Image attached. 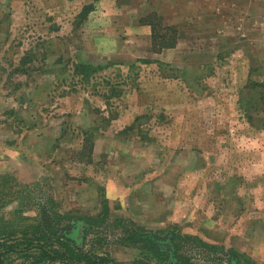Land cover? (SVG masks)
<instances>
[{
  "label": "rangeland",
  "instance_id": "obj_1",
  "mask_svg": "<svg viewBox=\"0 0 264 264\" xmlns=\"http://www.w3.org/2000/svg\"><path fill=\"white\" fill-rule=\"evenodd\" d=\"M152 12L176 47L153 52ZM7 222L124 264H170L171 234L183 264H263L242 228L264 223V0H0Z\"/></svg>",
  "mask_w": 264,
  "mask_h": 264
},
{
  "label": "trees",
  "instance_id": "obj_2",
  "mask_svg": "<svg viewBox=\"0 0 264 264\" xmlns=\"http://www.w3.org/2000/svg\"><path fill=\"white\" fill-rule=\"evenodd\" d=\"M93 5H86L84 8V17L93 10ZM140 24L150 25L152 29V48L155 52H161L165 48L176 47L180 38L177 26L166 24L162 15L152 12L139 21ZM149 62V61H143ZM105 65H88L78 63L76 72L83 75L84 80H91L92 75L98 71L105 69ZM78 226V225H77ZM10 224L7 222L5 226H1L0 231V264H11V257L17 254L22 260L21 264H124L117 262L108 255H101L86 251L79 246H71L70 241L76 235L66 231L65 234L57 235V228L54 224H30L23 230L9 229ZM127 233V232H126ZM133 233V232H132ZM136 234V235H135ZM178 238H182L181 234H177ZM136 236V237H135ZM187 237H193L186 235ZM131 243L137 245L141 242L151 243L155 248H162V238L156 233L144 232L143 234L133 233L129 236ZM127 239V238H124ZM176 236L171 234L170 240L173 243V250H169L170 264H183L185 259L180 252L179 242H175ZM233 251V249H232ZM235 251V250H234ZM239 255H244L238 253ZM237 254V255H238ZM248 264H258L249 256ZM239 258H234L232 264H240ZM133 264H144L143 261H135Z\"/></svg>",
  "mask_w": 264,
  "mask_h": 264
},
{
  "label": "crops",
  "instance_id": "obj_3",
  "mask_svg": "<svg viewBox=\"0 0 264 264\" xmlns=\"http://www.w3.org/2000/svg\"><path fill=\"white\" fill-rule=\"evenodd\" d=\"M146 26H147L146 24L145 25L140 24L141 28H147ZM137 29H139V27H137ZM151 33H152V29H151ZM165 49H169V48H165ZM165 49H163L161 52H164ZM252 227L253 226L250 225L249 226L244 225L242 228V243H243L242 248L248 253H250L260 263L264 264V223L262 222L261 225L258 227V229L253 228V230H251Z\"/></svg>",
  "mask_w": 264,
  "mask_h": 264
},
{
  "label": "water",
  "instance_id": "obj_4",
  "mask_svg": "<svg viewBox=\"0 0 264 264\" xmlns=\"http://www.w3.org/2000/svg\"><path fill=\"white\" fill-rule=\"evenodd\" d=\"M171 250H173V248H172ZM125 264H133V262H127V263H125Z\"/></svg>",
  "mask_w": 264,
  "mask_h": 264
}]
</instances>
